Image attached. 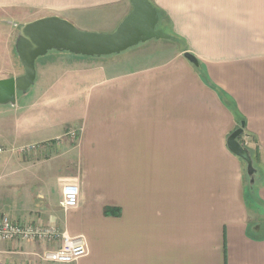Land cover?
Here are the masks:
<instances>
[{
  "label": "crops",
  "instance_id": "obj_1",
  "mask_svg": "<svg viewBox=\"0 0 264 264\" xmlns=\"http://www.w3.org/2000/svg\"><path fill=\"white\" fill-rule=\"evenodd\" d=\"M150 2L169 38L99 56L47 51L35 59V87L0 104V221L82 235L87 253L67 264H264L261 226L249 230L259 218L250 212L243 160L226 146L243 120L238 140L256 169L248 187L264 204V0ZM131 8L129 0H0V61L22 67L13 49L23 21L56 14L116 27ZM165 170L171 188L176 172L185 197L176 211L174 196L160 202L149 179ZM106 172L116 179L105 180ZM67 179L79 193L64 208ZM108 187L116 195L107 196ZM58 245L0 237V258L58 264L42 258Z\"/></svg>",
  "mask_w": 264,
  "mask_h": 264
},
{
  "label": "water",
  "instance_id": "obj_2",
  "mask_svg": "<svg viewBox=\"0 0 264 264\" xmlns=\"http://www.w3.org/2000/svg\"><path fill=\"white\" fill-rule=\"evenodd\" d=\"M131 10L109 32L83 30L56 14L40 16L22 23L17 31L14 48L23 72L0 78V104H14L16 92H25L35 79V59L50 49L87 56L118 53L150 38H169L171 35L156 27L158 13L150 0H129ZM190 62L198 64L189 51L183 53ZM244 121L226 137V146L246 164L250 184L256 171L249 149L238 136Z\"/></svg>",
  "mask_w": 264,
  "mask_h": 264
},
{
  "label": "built area",
  "instance_id": "obj_3",
  "mask_svg": "<svg viewBox=\"0 0 264 264\" xmlns=\"http://www.w3.org/2000/svg\"><path fill=\"white\" fill-rule=\"evenodd\" d=\"M35 144L22 147V150L35 148ZM0 145V153L4 151ZM78 185L72 179L64 180L61 186V197L59 204L64 208L74 207L78 201ZM0 237L2 239L21 240H59V245L55 248L44 250L42 258L58 264H67L87 253V244L82 235H68L61 232L54 225L39 226L31 223H19L11 220L8 216H3L0 221ZM0 264H13L0 258Z\"/></svg>",
  "mask_w": 264,
  "mask_h": 264
},
{
  "label": "rangeland",
  "instance_id": "obj_4",
  "mask_svg": "<svg viewBox=\"0 0 264 264\" xmlns=\"http://www.w3.org/2000/svg\"><path fill=\"white\" fill-rule=\"evenodd\" d=\"M14 21L16 22H20L19 19H14ZM25 21L21 22L24 23ZM75 26H77L78 28L80 29H83V30H90V31H100V32H109V31H112L115 27H113V21H111L110 19H102V18H92V19H88V20H85L83 22H79V21H72ZM19 24V26L21 25ZM118 23H116L117 25ZM115 25V26H116ZM1 27H3V31L5 34H9V30L10 29H7L5 27H7L5 24H2ZM16 28V27H15ZM15 28H14V32H15ZM19 28V27H18ZM17 29V28H16ZM49 51H57V50H54V49H50ZM13 53L15 55V57H17V54H16V51H15V48L13 49ZM19 58H17L18 60ZM21 64V63H20ZM9 66V63L7 60L5 61H0V70L2 69V71L0 72H4V73H7V72H11L13 74L17 73V72H23L22 71V67L19 66V71H17V69H12V68H8ZM19 75V74H18ZM10 76H14V75H10ZM36 85V84H35ZM30 87H35L34 86V83L30 86ZM33 88H31L32 90ZM16 95H21V91H17L16 92ZM243 162V165H244V178H245V182H246V189H247V200L249 199V207H250V212L252 213L253 216H255L254 214H256L258 216L259 219H252V223L251 226L249 227V230H252L253 227L257 226L258 224H260L261 226V229H260V232L261 234H263L264 232V204H262L261 202L257 201L254 197V193L252 192V190L249 189V177L246 173V164L244 161ZM173 163V160L169 157H166V163L165 164H172ZM105 176V180H108V181H114L117 177L116 173H112V172H106V173H101ZM118 175L120 173H117ZM171 172L170 171H162V172H158V173H150L149 175V179L152 180V179H156V181L158 182V184L156 185L155 187V190L158 192V197L160 195V202H164L167 203V199L169 201V198L171 196H174V200H173V204L171 205V207L173 208L174 207V210L176 211L180 209V195H181V200L184 204V201H185V197H183L184 195L183 194H179V189H178V176L176 174V172H174V179H175V182H176V185H174V188L172 187H169V183H170V178H171ZM96 176H97V173H96ZM103 191H106L107 193V196L111 195L114 196L116 195V192H115V188H112V187H108V188H103L102 189ZM101 190V191H102ZM55 195V192H53V196ZM122 201V199H121ZM149 201V200H148ZM178 201H179V205H178ZM183 205H181V209H182Z\"/></svg>",
  "mask_w": 264,
  "mask_h": 264
},
{
  "label": "trees",
  "instance_id": "obj_5",
  "mask_svg": "<svg viewBox=\"0 0 264 264\" xmlns=\"http://www.w3.org/2000/svg\"><path fill=\"white\" fill-rule=\"evenodd\" d=\"M157 10V9H156ZM157 13H158V10H157ZM159 15V14H158ZM160 17V16H159ZM162 18L160 17V20H161ZM156 27H160V25L157 23V25H156ZM107 213L108 212H114V209L113 208H111V207H109V208H107L106 210H105Z\"/></svg>",
  "mask_w": 264,
  "mask_h": 264
}]
</instances>
